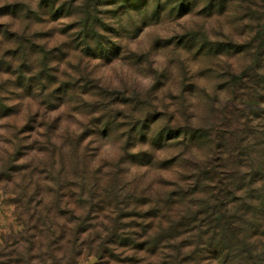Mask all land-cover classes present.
Instances as JSON below:
<instances>
[{"label":"clouds","instance_id":"1","mask_svg":"<svg viewBox=\"0 0 264 264\" xmlns=\"http://www.w3.org/2000/svg\"><path fill=\"white\" fill-rule=\"evenodd\" d=\"M10 2L26 5L34 12L37 10V0ZM86 3L87 0H71V8L74 13H80ZM152 6L153 3L149 2V9ZM246 6L245 0H225L222 15L213 13L203 16L199 13L205 7V0H185L188 10L177 16L167 11L171 7L167 0H160L161 14L154 22L150 11L146 15L132 14L131 19L128 16L119 19L101 16L103 23L121 35L125 30H131V24H135L138 31L133 36L114 40L112 47L99 49L93 46L95 58L82 56L69 42L71 33L63 34L67 25L81 20L79 14L57 20L42 16V24H22L11 17H0V23L10 24L9 30L21 36L31 38L38 32L51 34V39H37L34 43L46 46L49 51L58 48L56 55L67 57L64 63L58 64L53 60L49 64L50 69L56 70L50 73L52 76L73 82L83 77L109 97L128 96L144 105L136 113H131L125 104L111 105L107 111L130 113L133 121L143 120L149 112L163 114L162 119H148L143 137H134L129 142L126 128L114 127L106 135H100L102 126L91 123L94 118L104 115L103 111H84L86 107L104 102L98 93L77 90L69 102H54V110L42 103L53 88H49L43 97L38 94L36 99L29 97L13 101V104H21L22 110L19 117L0 119V171L5 170L9 163L24 166V171L13 173L11 181H0V264H17V261L19 264H83V257L75 256L74 252H86L82 249L85 243L95 251L113 229L114 216L111 212L89 216L92 194L103 197L110 190L113 177L123 190L122 195H142L153 201L165 192L173 191L174 187H184L185 178L198 176L213 160L214 152L196 142L184 143L180 132L198 133L218 127L217 117L227 108L246 113L239 127L245 133L244 147L248 154L242 163L229 167L227 171L247 184L253 172L264 165V143L260 142L264 141V101L246 107L248 101L234 99L229 88L224 86L230 85V80L223 77L241 76L251 65L250 54L248 57L220 55L204 62L189 51L145 45L147 40L169 45L174 39L184 37L185 45L191 48L197 44L191 35L193 33L211 45L229 41L234 46L243 45L249 39L248 28L251 26L243 11ZM101 9L108 12L113 10V6L101 5ZM98 31L106 35L102 30ZM114 48L121 51L115 53ZM132 57L143 59L140 64L133 65L129 62ZM40 59L38 53L28 59L27 63L32 66L29 75L39 71ZM256 74L264 78V65L256 67ZM0 79L8 77L4 75ZM256 94L264 96V89H257ZM240 95L244 98L249 94ZM56 99L64 101L65 97L58 94ZM30 116L37 117V124L42 123L43 126H37L35 132L24 133L25 137H29L24 139V144L39 142L44 150L33 147L13 161L16 145L23 139L18 138L16 133ZM68 120L72 123L69 124ZM119 123L121 121H117ZM89 129L93 130L91 134L86 132ZM173 137L178 138L173 140ZM152 138L159 141L155 148L140 142L141 139L149 141ZM144 156L148 157L151 166H128L133 158L139 160ZM173 157L177 161L175 166L167 170L159 167L163 161H170ZM222 159L229 161L228 154L224 153ZM74 170L77 175L72 174ZM65 180L77 186L66 189L69 198L59 201V207L70 215L58 216L55 214L57 194L60 192L59 185ZM133 187H138L139 191L133 192ZM246 191L264 195V179L257 178L236 195L244 197ZM72 193H75L74 198ZM30 199L33 201L31 204L28 203ZM11 200H18L19 203L8 202ZM225 203L224 214L237 216L236 206L230 201ZM246 203L251 207L259 206L254 199H247ZM149 207L151 205H145L136 210L146 212ZM32 216L35 219H29ZM130 219L119 223L128 224ZM82 225L88 230L77 236V230ZM168 226L163 224L164 229ZM234 227L238 232L232 264H264V217L244 215L236 220ZM133 231L138 230L120 229L122 235ZM159 231L154 228L141 240L151 241ZM210 240L211 236L203 237L204 244ZM215 241L221 243V237L216 236ZM178 243V240L161 241L160 250L155 255L148 251L132 252L111 244L107 247L118 255L135 257L139 264H166V257L191 254L199 241L179 248L177 252L173 249ZM88 264L94 262L89 260ZM213 264L216 262L213 261Z\"/></svg>","mask_w":264,"mask_h":264},{"label":"rangeland","instance_id":"2","mask_svg":"<svg viewBox=\"0 0 264 264\" xmlns=\"http://www.w3.org/2000/svg\"><path fill=\"white\" fill-rule=\"evenodd\" d=\"M89 4L94 5L95 0H88ZM149 2L153 3L151 9H149ZM104 0L99 2L96 6L95 11L98 19V24L101 28H106L107 31L102 30L106 35L93 39L92 32L90 35H85L82 28L79 27V22H73L66 26L64 35L69 36V42L73 48L81 53L84 57L95 58L93 52V46L99 49L112 47L114 40L123 39L135 35L138 31L135 24L130 25L131 30H125L123 35L112 31L109 25L103 23L100 19L101 16H111L114 19H119L123 16H128L131 19L132 14L146 15L150 11L151 20L154 22L159 18L161 14L160 0ZM171 5L167 11L169 14H175L177 16L180 13L187 11L185 7V0H167ZM246 7L243 9L246 18L251 21V26L248 28L249 39L243 45L234 46L230 41L227 43H218L216 45L208 44L203 37L197 34H191L193 39L197 40V44L194 47H187L184 43L185 38L179 37L174 39L169 45H161L159 42L151 40L145 41L146 46L154 45L156 47H171L180 51H189L195 54L200 60L204 62H210L216 59L220 55L226 57H233L239 55L242 57H248L250 54L251 65L248 69L242 73L241 76L228 77L224 76L223 79L230 80V85H224L229 88L230 94L234 99L242 100L246 99L248 104L246 107H251L258 101H264V96L256 94L257 89H264V78L258 77L256 74V67L264 65V0H245ZM225 0H205V7L201 9L200 15L210 16L213 13L222 15L224 10ZM58 5V6H57ZM101 5H111L113 10L104 12L101 9ZM73 15L71 8V1L69 0H37V10L34 12L28 6L20 3H12L10 0H0V17H11L13 21H19L22 24H42L44 23L42 16H48L51 20H57L61 18H67ZM10 24L0 23V76L6 75L8 79H0V119H7L11 117H19L22 105L13 104V101H23L29 97L36 99L39 96L43 97L45 92H48L49 88H53V91L48 92L47 97H44L42 103L45 104L50 110L53 109L54 102L66 103L72 99L73 93L77 90L84 91L87 93H98L104 102L93 104L89 107L84 108L85 112H96L103 111L102 117L94 118L91 123L96 126H102L103 131L100 135H106L108 130L114 127L126 128L128 131L129 142L134 137H143L146 128V121L148 119L159 120L163 118L162 113H147L143 120H131L130 113L125 112H109L107 109L114 104H125L131 110V113H136L140 107L144 106L142 102L128 96H107L97 89L89 81L83 77L80 80L73 82L71 79L64 81L59 80L57 77L52 76L50 73L56 71L50 69L49 64L55 60L58 64L64 63L67 57H61L56 55L59 51L58 48H53L51 51L46 49V46L41 47L34 43L35 40L51 39L49 32H38L34 33L31 38L21 36L17 33H13L9 30ZM75 29L76 31H73ZM93 35V36H92ZM103 43L102 46L100 44ZM63 47V45L61 46ZM115 53H119L121 49L114 48ZM39 54L41 59L39 62V71L35 75H29L32 71V66L27 63L33 55ZM143 58L132 57L129 58V62L133 65H138L142 62ZM15 65V67H14ZM69 67H72L69 65ZM74 71L76 69H73ZM82 85V87H81ZM241 93H248L246 97L242 98ZM63 95L64 101H57V95ZM75 110V109H73ZM256 115L255 113H253ZM246 118V113L239 109L227 108L217 117L218 127L207 131H200L198 133H191L187 130H182L180 133L185 137L188 134L189 138L193 135L196 138V143L209 147L214 152L213 160L206 167L209 173L216 174L220 171L221 165L223 164L222 155L227 153L231 159V164L227 165L226 168L239 165L243 162L247 156V150L244 147V131L239 127L240 121ZM117 121L121 123L117 124ZM55 123V122H54ZM71 124L72 121L68 120ZM37 126L42 127L43 124H37V117H28L27 122L24 123L23 127L19 128L16 136L23 137L19 140V143L15 148V155L12 160L20 158L22 155L31 151L33 147L38 150H44L39 142H34V145H25L24 133H32L36 131ZM51 125L49 128L51 129ZM93 130H86L91 134ZM141 143H149L152 147H156L155 138L149 141L141 139ZM264 143V141H260ZM153 147V148H155ZM215 153H221V155H215ZM222 159V160H221ZM147 161V163H145ZM177 163L175 157L172 160L163 161L159 167L163 170H167L170 167L175 166ZM129 167H146L151 166V162L148 161V157L144 156L137 160L133 158L128 163ZM223 166V165H222ZM226 169V170H227ZM24 171V166H17L14 163H9L6 169L0 171V181H11L13 173H19ZM206 170L200 171L204 173ZM73 175H77L74 170ZM231 175V173L229 174ZM190 181L185 180L184 186L189 185ZM77 185L72 182L65 180L59 185L60 192L57 194V204L55 206V214L58 216L70 215L67 211L59 207V201L69 198L66 193V189L76 187ZM177 188L174 187L173 191L165 192L157 201L148 199L142 195L124 194L123 190L120 189L118 181L113 177L112 185L109 191H107L103 197L92 194L91 203L89 204V216L93 213L105 214L111 212L114 216L113 229L105 238L95 251L85 243L82 245V249L87 251L76 250L74 255L77 257H83V264H88L89 260H92L94 264H139L135 257L125 256L123 254L118 255L115 251H112L107 245L111 244L117 248L127 249L132 252L148 251L155 255L160 250V243L164 241L166 234L159 231L155 238L154 246H151V241H142L141 238L149 231L157 228L158 220L153 219L156 213L155 205L159 200H163L164 196L177 193ZM139 191L138 187H133V192ZM71 197H75V193L71 194ZM11 203H19L18 200L8 201ZM33 201H28L31 204ZM145 205H151L148 211L139 212L136 209ZM160 206V205H159ZM164 206V204L162 205ZM131 209V210H129ZM126 218L130 219L128 224H120L119 221ZM29 219H35V216L29 217ZM161 219V218H159ZM129 228L138 231H133L130 234L122 235L120 229ZM86 226H81V229L77 230V236L82 231H87ZM63 236V233H61ZM141 241V242H138ZM95 243V241H93ZM19 264V261H17ZM217 264H224L219 261Z\"/></svg>","mask_w":264,"mask_h":264},{"label":"trees","instance_id":"3","mask_svg":"<svg viewBox=\"0 0 264 264\" xmlns=\"http://www.w3.org/2000/svg\"><path fill=\"white\" fill-rule=\"evenodd\" d=\"M103 1L95 0L92 6L87 0L82 12H73V14L81 15L82 18L78 21L79 27L82 28L85 35H90L92 32L93 39L100 37L96 29L107 31L106 28H101L98 24L95 11L99 2ZM102 45L103 43L100 44V46ZM180 135L182 134L180 133ZM177 138L173 137V140ZM195 141L196 138L193 135L189 138L188 134H185L184 143L191 144ZM222 163L223 166L221 165L220 171L216 174L209 173L205 168L204 173L185 178L190 181L189 185L186 184L182 188L176 187L177 193L164 196L163 200L156 202L154 207L156 213L153 219L159 221L157 228L162 230L164 235L166 234L164 240L179 241L173 249L174 251L178 252L179 248L188 247L193 242L199 241L191 254L166 257V264L168 261L170 264H204L205 261L208 264H213V261L216 264L219 261H223L224 264H232L238 232V229L234 227L236 220L249 214L264 217V195H257L251 191H246L244 197L236 195V192L244 191L257 178L264 179V165L260 166L259 171H254L245 184L232 174L229 175L230 173L226 170V166L231 164L230 158L229 161L223 160ZM160 168H165V166ZM247 199L256 200L259 206H249L246 203ZM226 201H230L236 206L237 216L228 217L224 214ZM163 204L164 206H162ZM164 223L169 225L167 229L163 228ZM205 236H211V240L207 244H204L203 241ZM216 236L221 237V243H216ZM181 237L184 239H180ZM154 242L155 239L151 242V246H154Z\"/></svg>","mask_w":264,"mask_h":264}]
</instances>
